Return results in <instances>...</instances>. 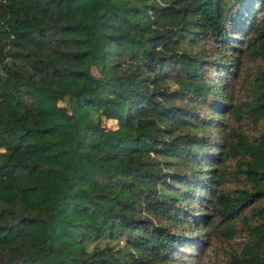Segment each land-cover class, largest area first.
<instances>
[{
    "label": "trees",
    "instance_id": "1",
    "mask_svg": "<svg viewBox=\"0 0 264 264\" xmlns=\"http://www.w3.org/2000/svg\"><path fill=\"white\" fill-rule=\"evenodd\" d=\"M243 119L264 126V0H0V264H187L207 227L264 264Z\"/></svg>",
    "mask_w": 264,
    "mask_h": 264
},
{
    "label": "rangeland",
    "instance_id": "2",
    "mask_svg": "<svg viewBox=\"0 0 264 264\" xmlns=\"http://www.w3.org/2000/svg\"><path fill=\"white\" fill-rule=\"evenodd\" d=\"M262 67V62L257 60H250L244 58L242 62V70L238 75L230 80L231 90H233V96L236 99V104H242L249 94V89L253 84L255 78L258 75L259 70ZM227 82V81H226ZM248 99V98H247ZM226 120V116H222L219 122ZM230 123H234V120H229ZM240 128L244 131L245 134L251 135L261 129L263 123H259V128L257 130L254 127V121L251 119H243L239 122ZM107 127H114L115 123L109 121L106 124ZM264 127V126H263ZM219 137V136H217ZM216 140V139H215ZM217 141V140H216ZM221 141V139L219 140ZM226 170V178L222 184L223 192H231L233 189L241 187V182L237 180L235 172V161L227 160L224 166ZM201 195V192L197 194ZM202 244L199 250L192 252V250L187 249L186 256L188 259L187 264H227L228 256L231 252L239 250V247L243 241L242 234L232 236V238L221 237L220 230L215 227H207L204 229L201 239ZM123 245V242L120 243Z\"/></svg>",
    "mask_w": 264,
    "mask_h": 264
}]
</instances>
